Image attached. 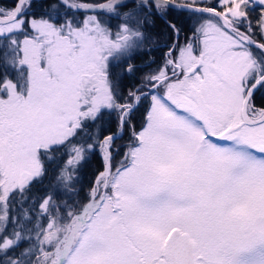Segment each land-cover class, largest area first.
<instances>
[{
    "label": "snow or ice",
    "instance_id": "obj_1",
    "mask_svg": "<svg viewBox=\"0 0 264 264\" xmlns=\"http://www.w3.org/2000/svg\"><path fill=\"white\" fill-rule=\"evenodd\" d=\"M31 7L0 8V264H264V0ZM157 21L172 44L125 93Z\"/></svg>",
    "mask_w": 264,
    "mask_h": 264
},
{
    "label": "trees",
    "instance_id": "obj_2",
    "mask_svg": "<svg viewBox=\"0 0 264 264\" xmlns=\"http://www.w3.org/2000/svg\"><path fill=\"white\" fill-rule=\"evenodd\" d=\"M81 2H100V0H81ZM17 0H0V8L3 9H11L15 6ZM58 0H32V7L28 9L29 18H31L32 14H35L37 17L47 12L50 15L55 16L57 13L52 11V5L57 4ZM61 17L63 16V12L65 9H58ZM82 15H77V19H81ZM102 19H107V17H101ZM118 23L115 19L111 21L113 26V30H115V26ZM193 21L189 20L185 17V23L182 27H185L186 30L182 31L180 34V43H185V35L190 36L191 32L187 31L192 27ZM148 35L151 37V41L144 45L142 49L137 50V52L133 55L132 59L129 61L130 64L134 66V72L131 74H124L121 80V86L123 87L125 93L129 88H135L138 86L139 81L142 77L153 70H155L158 66H160L163 62V56L167 51L166 46H171L172 39L169 36V33L166 31L165 26L156 22V24L148 31ZM116 72L119 73L120 69L117 68ZM147 107V102L144 104V107L141 108L140 112L136 114V123L137 128L140 126L141 121V113ZM103 128L105 132H107L109 128L108 118L105 117ZM112 131H116L115 124L111 125ZM130 132L128 129H125L121 138H118L115 141L116 146H120L119 153H115L114 151V165L118 164L119 161L123 157V153L127 150L126 146L129 142ZM103 170V161L100 159L99 155L90 156L89 163L82 170V174L80 176V183L77 185L79 189L78 196L74 197L75 200L85 202L89 195L90 187L95 179V174L99 171ZM48 181H45V185H37L34 187L33 191H38L41 187L46 186Z\"/></svg>",
    "mask_w": 264,
    "mask_h": 264
},
{
    "label": "rangeland",
    "instance_id": "obj_3",
    "mask_svg": "<svg viewBox=\"0 0 264 264\" xmlns=\"http://www.w3.org/2000/svg\"><path fill=\"white\" fill-rule=\"evenodd\" d=\"M146 103V102H145ZM123 134V133H122Z\"/></svg>",
    "mask_w": 264,
    "mask_h": 264
}]
</instances>
